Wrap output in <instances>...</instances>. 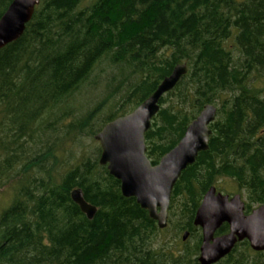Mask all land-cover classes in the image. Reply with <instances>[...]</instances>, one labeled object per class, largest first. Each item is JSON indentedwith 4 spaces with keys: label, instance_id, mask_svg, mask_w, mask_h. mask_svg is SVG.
Listing matches in <instances>:
<instances>
[{
    "label": "trees",
    "instance_id": "obj_1",
    "mask_svg": "<svg viewBox=\"0 0 264 264\" xmlns=\"http://www.w3.org/2000/svg\"><path fill=\"white\" fill-rule=\"evenodd\" d=\"M10 2L0 0V16ZM178 64L186 72L144 133L150 164L204 105L216 113L207 149L171 190L165 228L190 240L173 252L152 248L165 228L121 195L93 136ZM92 83L102 98L79 106ZM261 129L264 0H39L22 35L0 49V190L11 195L0 264H198L192 220L209 187L240 194L246 211L264 204ZM75 188L96 209L90 220L70 198ZM214 264H264V251L241 241Z\"/></svg>",
    "mask_w": 264,
    "mask_h": 264
},
{
    "label": "water",
    "instance_id": "obj_2",
    "mask_svg": "<svg viewBox=\"0 0 264 264\" xmlns=\"http://www.w3.org/2000/svg\"><path fill=\"white\" fill-rule=\"evenodd\" d=\"M39 0H11L0 16V49L16 41L32 17ZM186 66L178 64L164 77L155 90L129 113L105 123L93 139L100 153L98 164L119 182L123 197L133 198L158 229L166 226L172 187L186 166L192 164L198 152L207 149L216 108L206 104L186 126L182 137L155 165L145 156L144 133L158 110L160 97L172 89L185 74ZM70 198L80 212L90 220L95 207L88 204L80 189L70 192ZM244 206L238 194L230 197L208 188L197 207L193 225L201 230L198 264H213L226 256L237 242L245 240L254 252L264 251V204L243 213ZM223 223L228 232L213 238ZM186 233H183L184 240Z\"/></svg>",
    "mask_w": 264,
    "mask_h": 264
},
{
    "label": "rangeland",
    "instance_id": "obj_3",
    "mask_svg": "<svg viewBox=\"0 0 264 264\" xmlns=\"http://www.w3.org/2000/svg\"><path fill=\"white\" fill-rule=\"evenodd\" d=\"M102 65L104 66V64ZM103 66H100V67L103 68ZM92 85L95 87V89H93V86H92L91 89H89L90 92H87V94H83L81 98H77L78 100L76 101V103L79 106H82V105L85 106L87 104L92 105L93 103H95L96 99L102 98V92H101L102 88L98 86V84L92 83ZM221 186L225 188L226 190L233 189L231 182L228 180H223V183L221 184ZM10 198H11V195L8 192L0 190V211L1 209L8 206ZM181 235H182V231L180 233H177L176 230L174 231L170 226H167L164 231L159 232L156 235V237L154 238L152 248L153 249L160 248L161 250H171L173 252H179L175 249H179L181 247L180 245ZM187 242L188 243L190 242L188 238H187Z\"/></svg>",
    "mask_w": 264,
    "mask_h": 264
},
{
    "label": "flooded vegetation",
    "instance_id": "obj_4",
    "mask_svg": "<svg viewBox=\"0 0 264 264\" xmlns=\"http://www.w3.org/2000/svg\"><path fill=\"white\" fill-rule=\"evenodd\" d=\"M264 133V129H261V131H260V134L258 135V137L259 138H257V140H258V144L259 143H261V144H263L264 145V136L263 137H260L261 136V134H263ZM211 187H213V186H211ZM210 188V187H209ZM215 188V187H214ZM208 190V189H207ZM215 191H216V189H215ZM217 192V191H216ZM219 193H221V192H219ZM205 194V193H204ZM203 194V195H204ZM221 194H223V193H221ZM234 194H238V193H234ZM234 194H231V195H228V197H230V196H232V195H234ZM224 195H226V194H224ZM239 196H240V200L242 201V203H243V206H244V198L240 195V194H238ZM203 197V196H202ZM200 204V203H199ZM259 205H262V204H258V205H252L251 206V208L248 210V211H246V210H243V213L244 214H248L253 208H256L257 206H259ZM199 206V205H198ZM245 209V208H244ZM195 214V213H194ZM194 217V216H193ZM167 219V218H166ZM193 221V220H192ZM193 224V223H192ZM223 224H225V223H223ZM222 224V225H223ZM221 225V226H222ZM226 225V224H225ZM194 226V225H193ZM220 226V227H221ZM195 227V230L196 231H198L199 232V234H200V243H199V246H200V244H201V230H200V228L198 227V226H194ZM219 227V228H220ZM226 227H227V225H226ZM218 228V229H219ZM163 229V228H162ZM218 229H216L215 231H214V233H213V235H212V237L213 238H216V237H219V236H222V235H224V234H226L227 232H228V229L226 228V231L225 232H222V233H218ZM183 233H186V236H185V238H184V240L182 239V236H183ZM188 237V231H182V235H181V240L182 241H185V239ZM243 241H245V240H243ZM238 243V242H237ZM199 246H198V253H199ZM197 256H198V254H197ZM196 260H197V258H196ZM198 263V262H197ZM214 264V263H213Z\"/></svg>",
    "mask_w": 264,
    "mask_h": 264
}]
</instances>
